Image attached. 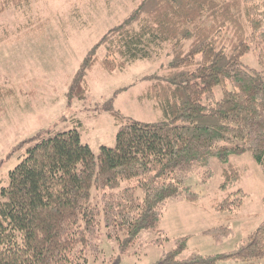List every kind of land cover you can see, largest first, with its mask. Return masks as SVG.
Returning a JSON list of instances; mask_svg holds the SVG:
<instances>
[{
  "label": "trees",
  "instance_id": "16d2710c",
  "mask_svg": "<svg viewBox=\"0 0 264 264\" xmlns=\"http://www.w3.org/2000/svg\"><path fill=\"white\" fill-rule=\"evenodd\" d=\"M30 1L0 0V14ZM263 6L264 0H142L109 30L81 64L70 96L85 95L101 49V66L113 71L169 45L170 73L140 80L152 82L145 97L158 102L163 120L145 123L111 108L120 121L116 145L102 146L98 156L77 130L39 135L0 187V264H88L101 251L103 228L123 253L143 231L161 235L152 241L161 247L169 204L198 201L191 178L206 182L218 163L229 191L242 179L231 159L247 153L264 173ZM251 54L256 66L247 63ZM245 196L242 189L230 193L217 211L240 209ZM203 235L225 237L222 229ZM190 239H176L156 264H264V219L229 253L181 259Z\"/></svg>",
  "mask_w": 264,
  "mask_h": 264
},
{
  "label": "rangeland",
  "instance_id": "374dc122",
  "mask_svg": "<svg viewBox=\"0 0 264 264\" xmlns=\"http://www.w3.org/2000/svg\"><path fill=\"white\" fill-rule=\"evenodd\" d=\"M141 1L32 0L9 5L0 14V187L8 184L9 172L39 135L77 130L82 143L98 156L102 146L116 145L120 121L111 108L145 123L163 120L158 102L145 97L152 82L140 80L170 73L169 45L151 59L113 71L101 66L107 54L101 49L99 63L86 76L85 95L70 96L73 80L93 47ZM246 60L257 65L255 54ZM231 163L242 179L229 191L222 189L226 167L215 163L211 179L205 182L194 176L188 182L199 197L196 203L181 199L169 204L160 224L165 231L163 246L152 242L161 235L143 231L123 253L103 228L101 251L91 255L88 264H156L164 250L174 248L176 239L187 236L191 239L181 259L193 253L215 256L234 251L264 219V173L249 153L232 157ZM241 189L246 196L240 209L217 211L230 193ZM210 229H222L225 237L218 241L203 235Z\"/></svg>",
  "mask_w": 264,
  "mask_h": 264
}]
</instances>
